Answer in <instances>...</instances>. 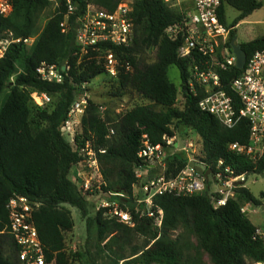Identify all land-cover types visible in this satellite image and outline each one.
<instances>
[{
  "label": "trees",
  "instance_id": "obj_1",
  "mask_svg": "<svg viewBox=\"0 0 264 264\" xmlns=\"http://www.w3.org/2000/svg\"><path fill=\"white\" fill-rule=\"evenodd\" d=\"M120 3L121 0H12V13L7 17L0 15V42L10 33L12 41L20 40L12 42L0 59V100L4 96L0 106V264H21L16 242L8 232L7 205L17 196L27 198L34 208L33 221L48 263L99 264L91 253L90 243L94 241L101 248L106 242L102 249H110L117 262L126 259L125 251L131 248L129 258L137 257L124 264H184L183 251L194 247L192 236L212 264L264 263V238L243 212L245 205L260 207L262 202L244 183H237L233 197L218 207L214 202L220 196L213 199L206 192L192 196L157 195L153 204L155 211H163L161 227L155 226L152 218L136 213L133 190L139 179L135 170L142 165L138 154L144 135L151 144L167 149L165 138L190 129L202 140L201 161L215 171L222 160L235 176L264 175V153L253 162L229 150L231 143H249L248 120L242 119L229 129L200 109L204 92L197 88L195 94L187 85L193 60L181 57V41L171 40L165 32L169 26L182 22L186 14L173 10L164 0H135L131 14L134 37L129 46L102 43L99 51L80 53L76 28L88 6L112 13ZM53 4L57 8L41 29L40 18ZM69 5L76 7L70 15ZM227 6L239 12L230 26L235 28L263 5L259 0H221L219 18L225 25ZM66 21L68 30L64 32L62 23ZM235 37L233 29L229 48ZM29 38L35 40L28 48L23 41ZM241 46L249 59L264 49V37ZM153 50L156 59L148 63L146 55ZM107 51H112L120 62L117 78L106 73L103 56ZM42 63L57 66L63 82L43 80L37 73ZM171 66L180 73L184 90L181 108L177 106V87L168 77ZM241 73L236 66L220 72L222 89L237 112L242 104L231 89V82ZM102 74L117 82L119 91H132L149 104L135 105L113 120L103 117L99 106L88 101L81 120L82 133L75 136L74 149L61 126L83 94L84 84ZM34 93L47 95L52 104L37 106ZM88 141L100 164L102 191L119 194L112 200L131 213L133 227L109 219L110 208L96 210L79 191L76 180L70 179V170L83 160L81 150ZM165 163L166 176L175 177L187 167L188 158L184 151H177L167 156ZM209 186L210 182L206 183ZM65 204L77 208L86 221L85 254L67 252L65 235L75 224ZM140 238L144 240L137 244ZM83 256L87 257L84 262Z\"/></svg>",
  "mask_w": 264,
  "mask_h": 264
},
{
  "label": "built area",
  "instance_id": "obj_2",
  "mask_svg": "<svg viewBox=\"0 0 264 264\" xmlns=\"http://www.w3.org/2000/svg\"><path fill=\"white\" fill-rule=\"evenodd\" d=\"M164 1L173 6L170 3L175 0ZM192 2L193 7L185 13L182 22L169 26L165 31L166 35L173 41H181L179 48L181 57L193 60L187 85L195 94L197 88L204 92L203 98L199 101L200 109L215 116L224 127L229 129L235 127L242 119L249 121L251 125L249 143H231L229 150L256 162L264 153V49L255 52L247 59L242 73L231 82V89L242 104V109L237 112L232 99L222 89L220 77L221 71L236 66L235 55L227 45L233 28L223 24L219 18L221 0H192ZM75 8L74 5H69L68 15L74 13ZM12 10V0H0V15L7 17ZM132 12L133 4L123 2L112 13L89 5L76 28V44L80 53L88 54L90 50L99 51L98 46L102 43L121 47L129 46L134 37ZM62 26L63 31L66 32L67 21L63 22ZM34 40L35 38H29L23 42L26 45L30 43L31 46ZM12 42H20V40L0 42V59L4 57ZM103 58L106 73L112 78H117L120 62L116 55L112 51H107ZM130 68L129 65L126 66L127 70ZM62 69L66 70V67ZM37 73L46 81L61 83L64 80L57 66L42 63L37 68ZM42 96L45 101L50 100L47 95ZM85 105H87L86 97L81 95L74 102L69 116L75 112H83ZM165 141L167 146L174 147L176 138H165ZM183 146L186 149L184 142ZM81 151L91 156L90 166L102 177L100 164L96 153L92 150L91 142L88 141ZM99 152L105 151L99 150ZM138 156L142 160V165L135 170L136 177L139 179V182L134 185L138 190V193L134 194L135 211L140 217L152 218L155 226L161 227L163 211L154 210V197L163 194L192 196L206 190L205 178L189 167L180 171L175 177H167L165 174L166 148L151 144L146 135L143 136V146ZM195 161L204 169L210 168L202 161ZM77 165L74 166V170ZM210 177L216 183L218 190L229 194L233 192L237 183H244L246 178L244 175L235 176L233 170L224 166L222 160L218 161L216 170L211 171ZM102 186L103 180L96 189V195L99 197L96 201L97 210L110 208L109 213L112 214L113 221L133 227L131 213L121 209L119 204L112 200L119 194L103 192ZM78 188L89 199H92L96 192L88 179ZM227 199L228 195L216 200L214 204L216 207L224 205ZM7 208L9 211L8 232L16 242L19 262L21 264H54L46 260L44 247L33 221L34 208L29 200L25 197H14L9 201Z\"/></svg>",
  "mask_w": 264,
  "mask_h": 264
},
{
  "label": "rangeland",
  "instance_id": "obj_3",
  "mask_svg": "<svg viewBox=\"0 0 264 264\" xmlns=\"http://www.w3.org/2000/svg\"><path fill=\"white\" fill-rule=\"evenodd\" d=\"M262 2V7L256 10L253 14L248 16L246 19L241 21L235 28L236 30V42L239 44L249 42L255 40L257 38L264 37V0H259ZM121 2L126 4H133L135 0H121ZM174 2L175 5H174ZM192 0H175L173 3V10L179 13H186L192 8ZM57 8L56 4H53L40 18L39 26L42 29L45 25L48 18L55 12ZM239 16V12L227 6L225 9V17L227 25L230 27L236 18ZM13 34L10 33L7 36V40L11 41ZM30 43L27 45L29 48ZM146 59L148 63H153L156 59V51H150L146 55ZM168 77L172 83L175 84L178 90V98H177V106L182 107L184 102V90L182 88V82L180 79V73L176 66H171L168 70ZM84 92L83 96L86 97L87 104L88 101H92L99 106V111L103 117L109 116L111 119H117V116L125 113L126 111L133 108L135 105L139 104H149V101L144 100L138 94L132 91H119L118 84L106 74H102L96 77L92 82L88 84H84L83 86ZM4 97V96H3ZM3 97L0 100V106L2 104ZM32 98L34 103L37 106H45L47 103L52 104L53 100L47 102L43 99L42 95L38 93L32 94ZM46 102V103H44ZM85 108L83 112H75L71 116H69L68 121L65 122L61 126V131L64 137L72 144L73 148L76 149L74 139L75 136L82 133L81 120L85 112ZM183 138V142L185 143L186 149L183 148L182 151L185 152V156L188 158V163L190 160H198L201 161L202 155V140L201 138L192 130H184L181 134ZM167 156L177 152L176 148L169 147L166 149ZM180 152V151H179ZM83 155V160L80 164L77 165L74 170V166L71 168L69 177L71 180L75 178L77 185L82 186L85 184L86 179L90 180L93 188L96 192H94V197L89 199L85 196L90 204L96 208V201L98 200L97 187L103 180V177L90 166L91 156L81 151ZM188 167V165H187ZM186 167V168H187ZM166 169V163H165ZM74 171V177H71V172ZM100 173V172H99ZM101 174V173H100ZM210 186L206 187L204 192L213 196V199H217V196L220 198L227 197V194L222 190H218L216 188V183L212 181L210 177ZM208 182V183H209ZM244 187L248 188L250 192L257 197L262 205L260 207H256L253 205H245L243 207V212L248 216L250 221L257 227V232L260 236L264 238V175H250L245 178ZM138 190L134 187V194H137ZM234 193L230 192V196L228 198L233 197ZM108 198V197H104ZM115 198V197H113ZM109 199V198H108ZM67 209H69L72 213V217L74 220V229L71 232H68L66 237V249L70 255L75 254L76 252H80L85 254L86 252V240H87V229H86V221L82 218L80 211L77 208H74L68 204L64 205ZM94 213L95 209L91 208ZM108 218L113 220L112 214L108 212ZM117 230L119 227H116ZM144 239L140 238L137 244H141ZM192 241L194 243V247L191 249H186L183 251L182 261L184 264H212L210 257L207 253H205L201 247L199 246L198 241L194 236H192ZM106 243V242H105ZM102 243V248H104V244ZM135 245V244H133ZM133 247V246H132ZM91 253L95 259L98 260L99 264H124V262L129 261L137 256L130 257L131 248H127L125 251L126 259L116 261L115 256H113L110 252V249H102L97 245L96 242L92 241L90 243ZM106 248V247H105ZM116 247H113L112 250H115ZM81 260L84 262L87 260L86 256H83ZM73 264H80L77 261H74ZM247 264H264V263H253L248 261Z\"/></svg>",
  "mask_w": 264,
  "mask_h": 264
},
{
  "label": "water",
  "instance_id": "obj_4",
  "mask_svg": "<svg viewBox=\"0 0 264 264\" xmlns=\"http://www.w3.org/2000/svg\"><path fill=\"white\" fill-rule=\"evenodd\" d=\"M230 47L236 58V68L239 70H243L245 63L247 61V54L242 49L241 44L236 42V37L231 40ZM175 138H176V142L174 143V147L178 151H182L184 146H183V138L181 134L177 132ZM188 167L201 174L205 178L206 183L210 181V175L212 171L210 168L204 169L203 167L197 165L195 160H190L188 163ZM219 188H221V186H219Z\"/></svg>",
  "mask_w": 264,
  "mask_h": 264
},
{
  "label": "crops",
  "instance_id": "obj_5",
  "mask_svg": "<svg viewBox=\"0 0 264 264\" xmlns=\"http://www.w3.org/2000/svg\"><path fill=\"white\" fill-rule=\"evenodd\" d=\"M176 3V2H175ZM192 3V7H193V2H191ZM176 6V5H175ZM173 7V6H172ZM192 9V8H191ZM170 68V67H169ZM71 177L73 178L74 177V171H72L71 172ZM71 179V178H70ZM73 179H75V178H73ZM217 188V187H216ZM218 189V188H217ZM228 196H230V194L229 193H226Z\"/></svg>",
  "mask_w": 264,
  "mask_h": 264
}]
</instances>
